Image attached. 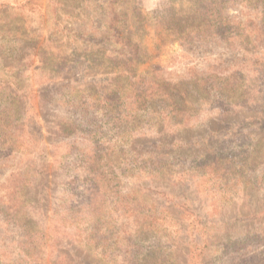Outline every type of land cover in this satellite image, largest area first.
<instances>
[{
	"label": "rangeland",
	"instance_id": "obj_1",
	"mask_svg": "<svg viewBox=\"0 0 264 264\" xmlns=\"http://www.w3.org/2000/svg\"><path fill=\"white\" fill-rule=\"evenodd\" d=\"M111 3L0 0V264H264V0Z\"/></svg>",
	"mask_w": 264,
	"mask_h": 264
},
{
	"label": "trees",
	"instance_id": "obj_2",
	"mask_svg": "<svg viewBox=\"0 0 264 264\" xmlns=\"http://www.w3.org/2000/svg\"><path fill=\"white\" fill-rule=\"evenodd\" d=\"M107 1H109V0H104V3L107 2ZM110 1L112 2L111 4L114 5L115 0H110ZM80 4H81V3H80ZM55 5L59 7V11L62 12V14H65V13H66V12L64 11V7H60L61 4L56 3ZM10 8H11V7H10ZM117 8H118V7H114V10H116ZM8 9H9V8H8ZM188 20H189V18H187V19L185 20V22H188ZM190 28H192V26H191ZM193 28H194V27H193ZM134 51H135V52H134V54L132 55L131 58H127V60L122 59V67H123V65H124V66L126 67L127 71H128V69H133V67H134V65H133V66L130 65V63L132 62V58L134 57V55H135V53H136V50H134ZM122 75H123V77H126V75L128 76L129 74L126 73L125 71H122ZM139 87H140V86H138V87L135 88V89H138ZM130 93H132V92L130 91ZM116 94H117V95H116ZM116 94H114V96H119L118 93H116ZM128 97H131V96L122 93V98H128ZM134 97H136V98L138 99L140 96H138V94L136 93ZM75 109H76V108H75ZM73 111H74V109H73ZM122 116H123V115H122ZM88 161H90V158H88Z\"/></svg>",
	"mask_w": 264,
	"mask_h": 264
}]
</instances>
